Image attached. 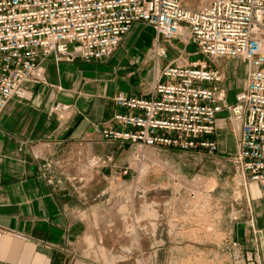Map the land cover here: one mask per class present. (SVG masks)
<instances>
[{"label": "built area", "instance_id": "built-area-1", "mask_svg": "<svg viewBox=\"0 0 264 264\" xmlns=\"http://www.w3.org/2000/svg\"><path fill=\"white\" fill-rule=\"evenodd\" d=\"M134 23L152 28L153 53L166 61L148 95L113 93L116 109L93 133L131 146L133 162L144 158L146 148L214 154L215 120L224 112L235 138L226 158L244 184L255 185L264 224V0H205L197 6L182 0H0V111L10 97L29 98L23 83L42 81L47 55L104 59ZM176 39L191 44L196 56L187 59L180 50L169 58L162 42ZM221 57L245 67L243 85L230 101L214 63ZM66 108L56 102L51 110L61 117ZM82 163L120 175L134 170L132 163L117 165L111 154L89 150ZM231 247L233 262L247 264L239 240Z\"/></svg>", "mask_w": 264, "mask_h": 264}, {"label": "crops", "instance_id": "crops-1", "mask_svg": "<svg viewBox=\"0 0 264 264\" xmlns=\"http://www.w3.org/2000/svg\"><path fill=\"white\" fill-rule=\"evenodd\" d=\"M138 25L134 23L117 46L126 47L128 33ZM115 48L101 60H55L47 55L42 81L23 83L29 98L10 97L0 111V264H103V254L134 253V234L127 229L126 236H120V220L104 216L113 197L124 189L126 194L132 191V173L86 169L82 163L89 150L111 154L121 165L116 156L128 145L99 138L93 127L107 122L115 111L113 93L148 95L159 75L160 67L145 90L133 89ZM183 55L196 56L187 46ZM56 102L67 105L61 117L51 110ZM215 123L219 150L228 129L224 112ZM261 220L253 237L258 247L246 251L247 264H264Z\"/></svg>", "mask_w": 264, "mask_h": 264}, {"label": "rangeland", "instance_id": "rangeland-1", "mask_svg": "<svg viewBox=\"0 0 264 264\" xmlns=\"http://www.w3.org/2000/svg\"><path fill=\"white\" fill-rule=\"evenodd\" d=\"M203 1L182 0L188 6ZM153 40L151 27L140 24L128 33L126 47L120 43L115 48L126 64L129 83L138 91L145 90L163 63L153 53ZM168 45L169 58L180 50L183 53L184 46L192 48L178 39ZM214 63L222 70L221 83L230 101L243 85L245 67L227 57ZM226 125L223 142L214 154L146 148L144 158L133 162L132 147L123 148L117 162L134 166L128 188L132 191L126 194L124 189L118 198L113 197L104 216L120 220V236L125 237L127 229L134 234L135 250L130 256L121 250L116 256L103 254V264H235L233 239L239 240L243 251L258 247L253 238L257 219H262L257 190L254 184L243 183L226 158L235 148L234 134L227 121ZM175 177L184 182L174 184Z\"/></svg>", "mask_w": 264, "mask_h": 264}, {"label": "bare ground", "instance_id": "bare-ground-1", "mask_svg": "<svg viewBox=\"0 0 264 264\" xmlns=\"http://www.w3.org/2000/svg\"><path fill=\"white\" fill-rule=\"evenodd\" d=\"M244 66V65H243Z\"/></svg>", "mask_w": 264, "mask_h": 264}]
</instances>
